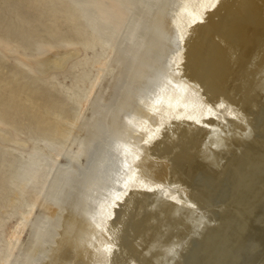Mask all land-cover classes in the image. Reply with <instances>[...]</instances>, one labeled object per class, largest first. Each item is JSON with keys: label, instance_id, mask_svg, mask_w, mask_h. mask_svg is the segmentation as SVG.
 <instances>
[{"label": "bare ground", "instance_id": "bare-ground-1", "mask_svg": "<svg viewBox=\"0 0 264 264\" xmlns=\"http://www.w3.org/2000/svg\"><path fill=\"white\" fill-rule=\"evenodd\" d=\"M159 1L135 0L127 11L114 52L116 70L110 99L105 102L102 94L92 101L90 116L80 120L70 142H78L77 147L64 153L67 162L57 165L47 182L42 183L35 202L12 225L2 264L14 257L40 197L50 217L37 219L43 221L40 227L45 229L40 231L36 224L33 226L24 254L32 236L40 231L39 244L26 260L24 254L13 260L18 264H45L46 244H57L62 232V180L80 172V167L74 168L77 156L84 157V163L94 157L98 144L109 137L110 123H116L119 130L102 149V157L109 153V160L101 165H109L103 171L100 165L99 175L95 171L91 178V201L100 203L103 226L99 231L105 243L102 254L108 264H264V68H257L258 64L264 65V0H165V10L152 34V39L164 44V28L169 38L164 50L158 49L163 56L152 65L161 64L162 70L151 68L133 96L123 98L120 122L116 117L110 119L119 87L129 75L131 81H137V70L144 64L146 54H150L151 42L145 45L144 37L153 15H158L155 8ZM174 1L179 10L175 13L171 9ZM177 35L184 40L183 52L179 54L181 65L178 72L176 65L170 71L179 76L173 79L174 83L186 89H177L175 84L170 88L165 74L173 76L162 67L165 57L179 49ZM253 44H257L261 55L249 63L247 56ZM63 50L66 52L67 47ZM58 52L28 63L38 73L46 74L51 69L64 68L78 55L63 60L65 52ZM132 70L135 71L131 73ZM193 84L200 86V93L195 92ZM162 86L170 88L171 93L161 99L166 104L164 112H155L157 89ZM137 99L144 105L132 110L130 105H137ZM225 112L228 116L223 115ZM155 116L159 124L152 123ZM197 132L201 134L200 145L195 141ZM132 137L145 140L143 144L150 145L152 153L169 159L171 173L166 183L151 182L139 175L137 170L141 173L145 160L138 152L143 146L132 143ZM0 144L21 150L29 147L26 139L2 126ZM135 163H141L139 169ZM100 188H105L104 202L99 201Z\"/></svg>", "mask_w": 264, "mask_h": 264}, {"label": "rangeland", "instance_id": "rangeland-1", "mask_svg": "<svg viewBox=\"0 0 264 264\" xmlns=\"http://www.w3.org/2000/svg\"><path fill=\"white\" fill-rule=\"evenodd\" d=\"M159 2L160 5L157 4L156 8H158H155L158 15H153L144 37L145 45L151 42L148 48L150 54H146V62L144 61V64L139 67L140 70H137V81H131L129 75V78L126 77L127 81L119 87L116 95L118 98L109 114L110 119L116 117V120L120 122L119 109L123 108V98L128 94L133 96V91L143 83L146 73L148 74L151 68L153 70L160 67L159 69L162 70L161 64L152 66L159 57L163 56L160 50H164V46L169 43L164 28L161 32V36H164V44L152 39L156 27L154 25L165 10V0ZM134 4L135 0H0V126L10 129L14 136L23 137L29 143L26 150L0 144V264L3 263L6 239L12 225L21 212L35 202L40 187L47 182V177L48 179L51 177L57 165L67 162L64 153L70 147L73 150L77 147L78 142L74 144L70 142L77 133L80 120L90 116L92 101L97 100L102 94L105 102L110 99V86L114 82L116 70L114 52L121 35L120 26L127 11ZM177 6L178 3L172 2V12L179 11ZM177 38L176 46L179 49L165 57L162 67L170 71L171 67L176 65L178 72L181 65L179 54L183 52L184 40L182 42L180 35H177ZM66 47L65 52L63 49ZM77 47L80 52L76 49ZM141 49H144V46ZM55 50L60 51L58 53L65 52L63 60H66L69 55H78L64 68L51 69L46 74L38 73L28 63ZM249 50L251 51L248 52L247 58H250L248 61L250 63L252 58L256 59L261 54L257 44H253ZM198 55L200 56L199 53ZM103 61L104 64H102ZM191 63L193 62H190V65ZM258 65L257 68H264L263 64ZM118 67L120 69V65ZM134 71L132 70L131 73ZM172 76L165 74L170 88L175 84L177 89L180 87H182L180 89H186V86L174 83V80L179 78L177 73ZM93 85H95L93 91L84 105ZM192 87L195 92H201L200 86L193 84ZM170 88L166 89L162 86L157 89L155 112H164L166 104L164 101L161 103V99L168 98L171 93ZM221 98L227 100L223 95ZM140 105L144 104H140L139 101L137 105L131 104L130 107L134 110V108H141ZM236 107L239 109L238 106ZM152 114H154L153 111ZM232 114L235 115L234 112ZM223 115L228 116L227 112ZM155 118L156 121L152 123L159 124V118L157 116ZM116 130H119L116 123H110L109 137L98 144L99 151L97 148L93 151L94 157L90 159L91 161L84 163V157L77 156L74 168L80 167V172L76 174V177L68 174L62 180L63 192L59 191V201L62 203L64 213L60 227L62 237H58L60 241L57 244H46L45 248H48V252L44 258L47 259L45 264L109 263L102 254L105 245L103 235L99 231L100 226H103L99 216L102 215V211L99 207L100 203L92 204L91 190L94 181L91 178L97 168H100L102 161L107 160L109 153L102 157L105 151L102 149L108 145L109 139L114 138ZM198 134L199 132L195 136V141L197 139L196 143L200 145L201 134ZM138 140L132 137V143L143 146L138 153L139 157H143L145 161L143 164H133L138 169L141 164V173L137 170L139 175L145 176L151 182L166 183L171 173V162L166 157L152 153L150 145L143 144L145 140H142L143 142L141 139ZM108 165V162L105 163L104 168L101 165V170L103 171ZM71 166L73 163L70 164ZM110 166L109 172H112L115 164ZM126 173H129L128 169ZM104 189H99L100 198H102V200L99 198V201H105ZM47 193L50 196V193ZM49 217L50 213L43 208L42 197H40L14 250V257L24 254L25 245L30 237L29 233L35 224L40 231L45 229V226L40 227L43 221H37V219L47 220ZM70 218L73 219L72 222L69 221ZM72 224L75 225L72 226ZM40 231L36 234L37 238L32 236L29 250L24 254L25 260L39 244ZM14 257L6 264H18L13 260Z\"/></svg>", "mask_w": 264, "mask_h": 264}, {"label": "snow or ice", "instance_id": "snow-or-ice-1", "mask_svg": "<svg viewBox=\"0 0 264 264\" xmlns=\"http://www.w3.org/2000/svg\"><path fill=\"white\" fill-rule=\"evenodd\" d=\"M213 6H215V4H213Z\"/></svg>", "mask_w": 264, "mask_h": 264}]
</instances>
